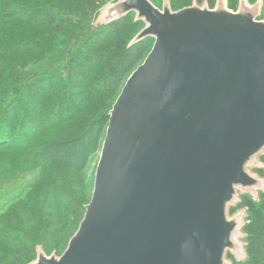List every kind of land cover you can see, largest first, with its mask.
I'll return each mask as SVG.
<instances>
[{"label": "water", "instance_id": "obj_1", "mask_svg": "<svg viewBox=\"0 0 264 264\" xmlns=\"http://www.w3.org/2000/svg\"><path fill=\"white\" fill-rule=\"evenodd\" d=\"M263 0L173 11L108 5L154 45L109 113L91 199L65 252L31 264H233L247 259L242 196L264 193Z\"/></svg>", "mask_w": 264, "mask_h": 264}, {"label": "rangeland", "instance_id": "obj_2", "mask_svg": "<svg viewBox=\"0 0 264 264\" xmlns=\"http://www.w3.org/2000/svg\"><path fill=\"white\" fill-rule=\"evenodd\" d=\"M86 1L0 0V103L6 107L13 99L20 103L18 127L24 142L27 135L32 138L26 149H0V264L33 261L37 245L48 255L65 252L91 199L108 115L133 72L126 71L125 63L137 52L130 51V44L143 25L131 16L117 32L101 30L102 12L119 0H98L94 12L86 10ZM150 1L159 8L164 2ZM216 1L171 4L177 11L194 3L214 7ZM238 3L229 0L232 10ZM51 19L58 29L51 26ZM142 46L134 69L153 44ZM71 49L78 58L90 60L79 69L75 65L73 73L66 66ZM112 50L116 54L108 64L104 55ZM261 198L259 202L247 198L242 205L250 214L245 232L250 252L242 264H264Z\"/></svg>", "mask_w": 264, "mask_h": 264}, {"label": "trees", "instance_id": "obj_3", "mask_svg": "<svg viewBox=\"0 0 264 264\" xmlns=\"http://www.w3.org/2000/svg\"><path fill=\"white\" fill-rule=\"evenodd\" d=\"M169 1V3H170V5H171V8H172V4H171V0H168ZM218 1V0H217ZM217 1H216V4H217ZM228 1V6H229V8H230V5H229V0H227ZM260 0H258V1H256V2H252L251 0H248V3L250 4V5H255L256 3H258ZM164 2H165V0H164ZM164 2H163V5H164ZM263 3H264V1H263ZM154 4V3H153ZM216 4L214 5V7H212L210 4H208V3H206V4H204V5H200V4H198V3H194V4H192V5H190V6H186V7H184V8H182V9H185V8H188V7H191V6H193V5H198V6H205V5H208L211 9H214L215 7H216ZM239 4H240V0H239V3H238V7H237V9L236 10H233V11H237L238 10V8H239ZM155 5V4H154ZM163 5H162V7L160 8V9H162L163 8ZM99 6V4H98V0H87L86 1V10L88 11V12H94L95 10H97V7ZM156 6V5H155ZM157 7V6H156ZM159 8V7H158ZM182 9H179V10H182ZM231 10H232V8H230ZM172 10L173 11H175L173 8H172ZM179 10H177V11H179ZM263 14H264V5H263V9H262V14H261V17H260V19H261V21H264V19H263ZM31 16H33V14H31ZM131 16H134V20H135V23H139V24H142L143 25V28L140 30V32L144 29V27H145V24L142 22V21H136V16H135V14H129V15H127L126 17H124V18H122V19H120V20H118V21H115V22H113V23H111V24H109V25H102V24H100L101 26H100V28H101V30H105V29H108V28H113V31L114 32H117V27L119 26V24H121L123 21H125V19H127L128 17H131ZM34 17V16H33ZM50 22H51V26L52 27H55V30L56 29H58L57 27H56V24H55V21L53 20V19H51L50 20ZM49 22V23H50ZM109 29V30H110ZM140 32H138V33H140ZM137 36V35H136ZM135 36V37H136ZM91 39V38H90ZM90 39H87V40H85L84 42H89V40ZM145 42H150L151 44H153L154 45V40L153 39H145V40H143V41H141V42H139V43H137V44H135V45H133V46H130V48H131V52L132 53H134L135 52V50L137 51L136 53H134L133 55H135V56H133L134 58L133 59H131V60H129V61H127L125 64H128V68L126 69V71L127 72H134L136 69H134L135 68V66H136V64H137V62H138V60H137V58L142 54V52H143V48H145V47H143L142 46V44L143 43H145ZM78 44V43H77ZM81 45V44H80ZM136 45H140V46H137L136 47ZM88 46V45H87ZM87 46L86 47H84V48H82V49H86L87 48ZM153 48V47H152ZM83 50V51H84ZM152 50V49H151ZM77 51V53H78V50H76ZM130 51H128L129 53H131ZM139 51V52H138ZM38 52H39V54H40V52H41V50L39 49L38 50ZM69 52V55H68V57L70 58V60H69V64H66V66H68V65H70V71L73 73V71H72V68H74V66L76 65V67L75 68H77V69H79V68H81L83 65H84V62H86V61H90V60H86V58L85 59H81V58H78L77 57V54L76 53H74V51L71 49V50H69L68 51ZM150 53V52H149ZM116 54V50H112L111 52H109V53H107L106 55H104V58L106 59V61H107V63L108 64H110V63H112V61H110L109 59L110 58H114V55ZM98 55H101V54H98ZM130 55V54H129ZM148 56V55H147ZM85 57H86V55H85ZM90 57L89 56H87V59H89ZM146 59V58H145ZM106 63V64H107ZM58 69H59V67H58ZM53 71L54 70H56V69H52ZM60 70V69H59ZM132 72V73H133ZM68 73V72H67ZM45 75L47 74V72H45L44 73ZM57 74V73H56ZM45 75H42V76H45ZM35 76H39L38 74H36ZM38 79V78H37ZM73 79H74V76H73ZM72 81V80H71ZM73 82H75L74 80H73ZM37 83V81L36 82H34V88H35V84ZM30 85H31V83H30ZM74 85V84H73ZM107 85L109 86V84L107 83ZM19 105H20V103H18L15 99H13L9 104H8V106L6 107V106H3L2 105V103H0V149H2V148H16V149H19V150H21V149H26L27 147H29V142L31 141V135H27L26 136V138H25V140H26V142H24L23 140H24V138H23V136H22V133H21V129H19V123H20V121L19 120H21V119H19V116H18V111H19V109L18 108H20L19 107ZM108 118H109V115H108ZM19 121V122H18ZM18 122V123H17ZM14 125H16V127L14 126ZM21 125V124H20ZM261 161H262V163L264 164V155H263V157H262V159H261ZM263 171H264V168L263 169H261V170H258L257 172L260 174V176L261 177H263L264 178V175H263ZM262 196H264V193H260V195H259V197H258V199H255L254 197H252V196H242L241 197V199H242V202H241V204L237 207V208H235V209H233L232 210V212H231V214H234L235 212H237L238 210H240V209H247V214H248V217H247V226L249 225V222H248V219H249V217H250V214H249V212H248V208H246V207H242V205H243V202L247 199V198H252L254 201H256V202H259L262 198ZM90 202V201H89ZM89 204V203H88ZM84 214H85V212H84ZM84 217V216H83ZM82 221V220H81ZM80 225V224H79ZM247 226H246V228H247ZM79 228V227H78ZM246 228H245V230H244V232H246ZM78 230V229H77ZM77 232V231H76ZM75 232V233H76ZM74 233V234H75ZM246 234V233H245ZM72 238V237H71ZM70 238V239H71ZM246 238H247V234H246ZM245 238V239H246ZM70 241V240H69ZM38 247H42L43 248V250H44V252L46 253V250L44 249V247L43 246H39V245H37L36 246V257H35V259L33 260V261H31V262H29V259H26L25 261H23V262H21L20 264H31L32 262H34L35 260H36V258H37V248ZM246 250H247V259H248V254H249V249H248V244H246ZM47 254V253H46ZM52 254H54V253H52ZM51 254V255H52ZM48 255V254H47ZM51 255H48V256H51ZM58 256V255H57ZM229 259H231L232 261H233V264H242V263H245V261H247V259L245 260V261H243V262H237L231 255H229Z\"/></svg>", "mask_w": 264, "mask_h": 264}]
</instances>
